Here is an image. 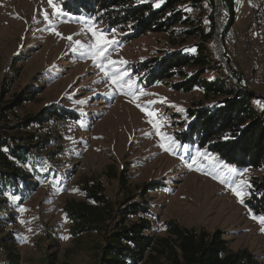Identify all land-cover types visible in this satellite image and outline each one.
I'll use <instances>...</instances> for the list:
<instances>
[{
	"label": "rangeland",
	"instance_id": "374dc122",
	"mask_svg": "<svg viewBox=\"0 0 264 264\" xmlns=\"http://www.w3.org/2000/svg\"><path fill=\"white\" fill-rule=\"evenodd\" d=\"M234 2L235 24L222 41L227 17L218 14L216 36L206 47L213 59L227 63L230 73L219 62L233 81L239 78L241 88L256 96L253 104L264 112V84L252 81L257 51L264 46V34L258 31L264 28V0ZM52 3L55 8L49 0H0V118L6 115L0 125L14 127L51 110L67 117L9 130L10 135H35L40 149L29 158L35 166L31 161L21 165L37 175V188L10 195L12 216L0 215V237L15 240L20 264H94L90 252L79 248L88 244L74 245L64 210L66 202L86 199L84 182L102 184L117 207L128 198L139 203L147 187H158L146 198L152 208L147 217L155 225L152 236L165 237L168 222L198 233L219 231L232 251L246 250L264 264V225L246 206L252 181L264 179V166L225 167L207 151L183 145L180 134L192 122L187 111L205 101L203 93L172 90L179 78L148 87L136 69L181 48L163 33L128 39L126 28L74 16L64 9V0ZM202 20L208 27L206 14ZM105 41L111 46L102 69L88 46ZM195 43L199 40L188 39L186 46ZM231 44L240 49L238 54L233 50L232 64L227 55ZM205 77L215 78L211 73ZM17 96L32 100L4 111ZM0 264H8L3 249Z\"/></svg>",
	"mask_w": 264,
	"mask_h": 264
},
{
	"label": "trees",
	"instance_id": "16d2710c",
	"mask_svg": "<svg viewBox=\"0 0 264 264\" xmlns=\"http://www.w3.org/2000/svg\"><path fill=\"white\" fill-rule=\"evenodd\" d=\"M64 1V9L72 15L106 19L109 28H126L131 40L148 32L168 34L171 45L181 49L149 64H139L136 69L144 74L148 87L179 78L180 82L171 85L172 90L203 93L205 101L187 111L192 122L187 131L180 134V142L205 150L238 170L264 166V112L254 106L256 96L241 88L239 78L233 81L206 47L216 36L218 14L224 13L227 17L221 32L222 41L235 24L234 0ZM204 14L209 20L208 27L202 20ZM188 39L199 40V43L186 46ZM190 49L194 52L188 53ZM208 73L215 78H206ZM30 100L32 98L17 96L4 111ZM53 118L64 120L67 117L51 110L44 115L27 117L14 127L0 125V215L12 216L10 195H25L38 186L33 182L37 175L27 173L21 166L30 162L29 158L40 150L39 145L34 144L35 135L22 136L20 132L10 135L9 130L18 132L16 130L34 123L43 125ZM3 119H6L4 114L0 123ZM158 190V187L149 186L139 203L128 198L117 207L105 196L102 184L84 182L82 191L86 199L68 201L64 207L74 245L88 244L79 248L90 252L94 264H261L246 250L232 251L219 231L198 233L168 222L165 237L152 236L155 225L147 217L152 215V208L146 198L149 191ZM246 206L255 215H264V179L252 181ZM0 249L8 264H20L13 238L1 236Z\"/></svg>",
	"mask_w": 264,
	"mask_h": 264
},
{
	"label": "snow or ice",
	"instance_id": "6c2138e0",
	"mask_svg": "<svg viewBox=\"0 0 264 264\" xmlns=\"http://www.w3.org/2000/svg\"><path fill=\"white\" fill-rule=\"evenodd\" d=\"M49 4L52 5L53 8L56 7V5L52 3V0H49ZM45 18L47 19V14H45ZM57 34L59 35V33H57ZM93 36H97V34L94 32V33H93ZM102 38H103V36H102V34H101V35L98 37V40H99V39H102ZM68 39L71 40V37H69ZM77 44H78L81 48L84 47V45L81 44L80 42H77ZM110 46H111V45H109L108 42H106V41L104 42L103 45H97V46L89 45V46H88V54H90L94 60H98V62H99V66H100L102 69L105 67V63H106V61L108 60V57H107V55H105V53H106L107 48L110 47ZM75 50H76V49H74V51H75ZM114 63H115V62H113V64H114ZM161 147H164V145H161ZM165 150H167V151H171L170 148H165ZM194 162H195V161H193V163H194ZM188 167L191 169V168H192V164L189 163V164H188ZM225 167H228V166L225 165ZM229 171L235 172L236 170H235L234 168H229ZM237 195H239V193H237ZM241 203H243V200H241ZM252 218H253V219H257L259 223H261L262 225H264V216H259V217H257L256 215H253ZM261 231L264 232V228H262Z\"/></svg>",
	"mask_w": 264,
	"mask_h": 264
},
{
	"label": "built area",
	"instance_id": "2783aa9c",
	"mask_svg": "<svg viewBox=\"0 0 264 264\" xmlns=\"http://www.w3.org/2000/svg\"><path fill=\"white\" fill-rule=\"evenodd\" d=\"M253 31H257L256 27L252 28ZM262 34H264V28L258 29ZM257 61L254 65V77L252 79L254 84H264V46L260 47L259 50L257 51Z\"/></svg>",
	"mask_w": 264,
	"mask_h": 264
},
{
	"label": "crops",
	"instance_id": "0c3cea01",
	"mask_svg": "<svg viewBox=\"0 0 264 264\" xmlns=\"http://www.w3.org/2000/svg\"><path fill=\"white\" fill-rule=\"evenodd\" d=\"M227 55L229 56L230 60H231V64H232V61H234L233 58H235V54L233 53V50L235 49L236 50V53L238 54V52H240V49H239V46L236 45V46H233V44H231L230 46L227 47ZM233 54H234V57H233Z\"/></svg>",
	"mask_w": 264,
	"mask_h": 264
},
{
	"label": "water",
	"instance_id": "95a60500",
	"mask_svg": "<svg viewBox=\"0 0 264 264\" xmlns=\"http://www.w3.org/2000/svg\"><path fill=\"white\" fill-rule=\"evenodd\" d=\"M218 6H217V12H218ZM219 62H222V64H224L225 66L227 65V63L226 62H223V61H221V60H218ZM227 67V66H226ZM227 71L230 73V69L227 67Z\"/></svg>",
	"mask_w": 264,
	"mask_h": 264
}]
</instances>
